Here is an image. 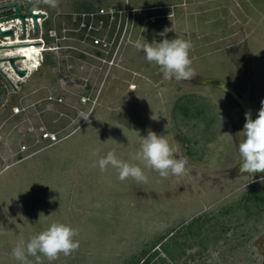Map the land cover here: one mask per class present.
<instances>
[{"label": "rangeland", "instance_id": "1", "mask_svg": "<svg viewBox=\"0 0 264 264\" xmlns=\"http://www.w3.org/2000/svg\"><path fill=\"white\" fill-rule=\"evenodd\" d=\"M30 2L48 16L45 22L38 18L46 51H40V65L25 82L13 79L21 91L12 105L25 110L11 117L1 142L6 151L0 164V264H19L11 255L16 243L52 223L78 229L80 248L51 264H128L153 239L177 236L198 217L210 231L203 258L189 259L203 249L196 245L171 264H264V215L247 219L234 208L264 174L241 176L238 145L244 136L238 133L245 112L214 83L236 88L259 112L264 0H59L56 8ZM127 2L135 10L129 33L115 63L102 69L82 51L91 48L63 27H72L69 14ZM165 28H172L169 40L193 44L197 75L191 81L165 80L136 47L137 41L162 42ZM189 98L194 111H203L200 116L182 113L179 105ZM80 112L91 114L90 124ZM149 129L167 135L176 158H188V176L164 179L145 168L149 182L143 184L121 181L115 169H99L96 162L109 151L136 163L132 156ZM44 131L56 132L58 142L40 140ZM41 264L50 262L42 257Z\"/></svg>", "mask_w": 264, "mask_h": 264}, {"label": "clouds", "instance_id": "2", "mask_svg": "<svg viewBox=\"0 0 264 264\" xmlns=\"http://www.w3.org/2000/svg\"><path fill=\"white\" fill-rule=\"evenodd\" d=\"M37 4H45L51 8L58 7L59 0H36ZM172 28H165L159 35L164 37L160 43H148L137 41L136 47L143 51L146 60L159 67L165 80L175 79L177 82L191 81L197 73L193 67L190 53L193 44L190 40L174 38L169 40L167 34ZM79 118L91 123V114L80 112ZM246 123L238 136L243 135L244 140L238 145V153L241 158L240 173L254 176L264 173V101L255 120L251 111L245 114ZM99 150H97L98 154ZM132 159L136 163L126 162L120 159L114 151H109L98 159L97 166L104 172L109 168L115 169L121 181L132 179L137 183L147 184L149 177L144 169H151L161 178L177 179L188 176V158H176L175 150L169 144L167 135H158L151 129L146 138H141L139 149ZM143 166V167H142ZM264 183V175L260 177ZM41 216L43 213L40 214ZM44 216V215H43ZM78 229L63 223H52L46 230L32 236L27 242L19 240L12 249L11 255L19 264H33L29 259H35L36 264H41V258H46L50 264L61 256L68 257L80 248Z\"/></svg>", "mask_w": 264, "mask_h": 264}, {"label": "flooded vegetation", "instance_id": "3", "mask_svg": "<svg viewBox=\"0 0 264 264\" xmlns=\"http://www.w3.org/2000/svg\"><path fill=\"white\" fill-rule=\"evenodd\" d=\"M34 11L38 12V17L36 19L37 28L34 18L30 15L31 13L34 14ZM43 11L46 12L44 9L33 7L30 0H0V41L6 42L5 40H8L6 43L16 39L24 41L20 42V44L13 45L0 43V52L7 51L5 54H0V164L5 160L3 154L6 151V147L1 142L5 138L7 127L12 122L11 117L16 115L14 112L8 115V112L11 108L14 110V107H16L12 104L16 94L21 91L20 86L17 84L15 85L14 80L16 79L18 83L25 82V79L36 70L38 65H40V51L37 52L34 64L30 66L26 54L19 53L22 47H19L18 50H16V48H18V46L31 45L29 42H26V40H36L35 45L39 47L43 46L41 53L46 51L44 49L46 47L44 31L42 34L43 36H40L41 38L39 39L40 30L38 18L42 19V21L44 20V15H46V13H43ZM45 21L46 20H44V22ZM2 26L5 27V30H3ZM9 58H15L14 65L16 69L12 67L8 60ZM41 61L43 62L44 60L41 58ZM19 70H25V74L20 75L18 73ZM10 74H12V76ZM8 150V152H10L11 148L9 147ZM10 158L13 159V153L11 156L9 155V159ZM13 162L12 160V163Z\"/></svg>", "mask_w": 264, "mask_h": 264}, {"label": "built area", "instance_id": "4", "mask_svg": "<svg viewBox=\"0 0 264 264\" xmlns=\"http://www.w3.org/2000/svg\"><path fill=\"white\" fill-rule=\"evenodd\" d=\"M134 11L128 2L125 7L106 6L95 10L79 11L69 14L68 17L69 21L72 22V27L65 24L63 31H68L69 35L81 42L84 47H90L92 51H82L94 57L97 62L99 61L103 69L115 63L119 48L129 33L130 24L134 19V17L133 19L131 18V13ZM43 13L46 12L43 11ZM44 16V20H47V13ZM153 19L151 17V20ZM2 28L4 29L5 27L2 26ZM0 43L4 42L0 41ZM78 51L81 52L80 49ZM24 109L22 106H16L13 112L14 114H20ZM39 139L45 140L50 144L59 140L57 133L52 131L40 133Z\"/></svg>", "mask_w": 264, "mask_h": 264}, {"label": "trees", "instance_id": "5", "mask_svg": "<svg viewBox=\"0 0 264 264\" xmlns=\"http://www.w3.org/2000/svg\"><path fill=\"white\" fill-rule=\"evenodd\" d=\"M85 10H92V8L87 7ZM214 83L220 84L217 80ZM194 106V101L189 98L180 104L179 108L185 116L198 117L203 111H199L198 108L194 111ZM234 208L242 211L247 219H260L264 215V183L253 182L244 192L241 202ZM231 209L230 207L227 208L224 214L229 213ZM205 223L202 218L198 217L188 223L184 231H180L177 236L169 232L156 237L151 241L149 248H142L137 256L130 259L128 264H171L178 262V259L184 256L187 250L196 245L201 246L204 251L203 249L199 250L189 254L188 257L194 261L202 259L206 249L203 247L204 243L210 236V231L204 230Z\"/></svg>", "mask_w": 264, "mask_h": 264}, {"label": "water", "instance_id": "6", "mask_svg": "<svg viewBox=\"0 0 264 264\" xmlns=\"http://www.w3.org/2000/svg\"><path fill=\"white\" fill-rule=\"evenodd\" d=\"M30 15L34 18L35 25H36V28H37L36 19H37L38 15L37 14H33V13H31ZM5 60H7V59H5ZM8 60L10 61L12 67L15 68V65H14L15 58H9ZM18 73L20 75H24L25 74V70H19ZM219 85L224 91H226L228 94H230L240 104V106L242 107V109L245 112V114L248 113L249 111H251L252 119L255 120L257 118L258 111L256 109H254L250 105V103H249V101H248V99L246 97H243V96H241L239 94V92L237 91L236 88L231 87V86H229L227 84H223V83H221Z\"/></svg>", "mask_w": 264, "mask_h": 264}, {"label": "bare ground", "instance_id": "7", "mask_svg": "<svg viewBox=\"0 0 264 264\" xmlns=\"http://www.w3.org/2000/svg\"><path fill=\"white\" fill-rule=\"evenodd\" d=\"M36 13V12H34ZM35 21V20H34ZM34 23V22H33ZM38 27V26H37ZM5 30V29H3ZM11 41V40H10ZM6 44H9V45H13L12 43H6ZM26 46V47H24ZM19 47H22L20 48L19 50V53H25L26 54V57H27V60H28V63L29 65H33L34 62H35V57L37 56V52L41 51L40 48L37 47V45H35V43L31 44V45H23V46H18V48H16V50L19 49ZM22 49V50H21ZM43 51V50H42ZM43 60V59H42ZM17 63V62H16ZM4 64V63H3ZM40 64V63H39ZM39 66V65H38ZM38 68V67H37ZM36 68V69H37ZM41 72V71H40ZM32 75V74H31ZM21 84V83H20ZM16 85V84H15Z\"/></svg>", "mask_w": 264, "mask_h": 264}, {"label": "crops", "instance_id": "8", "mask_svg": "<svg viewBox=\"0 0 264 264\" xmlns=\"http://www.w3.org/2000/svg\"><path fill=\"white\" fill-rule=\"evenodd\" d=\"M136 9H138V8H136Z\"/></svg>", "mask_w": 264, "mask_h": 264}]
</instances>
